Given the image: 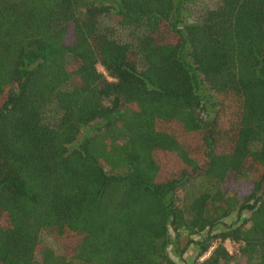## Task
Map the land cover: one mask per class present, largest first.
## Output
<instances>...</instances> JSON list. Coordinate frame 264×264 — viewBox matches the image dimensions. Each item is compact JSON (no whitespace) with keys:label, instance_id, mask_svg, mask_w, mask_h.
Listing matches in <instances>:
<instances>
[{"label":"trees","instance_id":"1","mask_svg":"<svg viewBox=\"0 0 264 264\" xmlns=\"http://www.w3.org/2000/svg\"><path fill=\"white\" fill-rule=\"evenodd\" d=\"M205 1L0 0V264H264V0Z\"/></svg>","mask_w":264,"mask_h":264},{"label":"built area","instance_id":"2","mask_svg":"<svg viewBox=\"0 0 264 264\" xmlns=\"http://www.w3.org/2000/svg\"><path fill=\"white\" fill-rule=\"evenodd\" d=\"M238 243L236 242H230L228 244L229 248H226L228 250V252L230 254H235L236 252H232V251H236V247H237ZM212 249V246L209 247V250ZM209 254V251H207L200 259L206 257Z\"/></svg>","mask_w":264,"mask_h":264},{"label":"rangeland","instance_id":"3","mask_svg":"<svg viewBox=\"0 0 264 264\" xmlns=\"http://www.w3.org/2000/svg\"><path fill=\"white\" fill-rule=\"evenodd\" d=\"M215 0H207L205 1V5L209 6V5H212L214 3ZM204 4V3H203ZM186 12V14L188 13L189 10L185 9L184 10ZM185 18L190 21V17L187 15L185 16ZM228 220H230V218H228ZM227 220V221H228ZM226 248H229V246L226 245ZM187 255L190 257L192 255V253L188 252ZM200 260V259H199Z\"/></svg>","mask_w":264,"mask_h":264}]
</instances>
